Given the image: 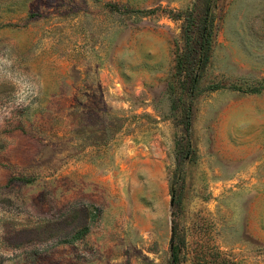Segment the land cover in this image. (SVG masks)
Listing matches in <instances>:
<instances>
[{"label":"rangeland","instance_id":"rangeland-1","mask_svg":"<svg viewBox=\"0 0 264 264\" xmlns=\"http://www.w3.org/2000/svg\"><path fill=\"white\" fill-rule=\"evenodd\" d=\"M4 45L45 87L0 125V264H264V0H0Z\"/></svg>","mask_w":264,"mask_h":264},{"label":"clouds","instance_id":"clouds-1","mask_svg":"<svg viewBox=\"0 0 264 264\" xmlns=\"http://www.w3.org/2000/svg\"><path fill=\"white\" fill-rule=\"evenodd\" d=\"M0 87L10 90L7 98L0 99V125L11 119L22 108H36L45 87L34 72L22 68L13 45L0 47Z\"/></svg>","mask_w":264,"mask_h":264},{"label":"trees","instance_id":"trees-1","mask_svg":"<svg viewBox=\"0 0 264 264\" xmlns=\"http://www.w3.org/2000/svg\"><path fill=\"white\" fill-rule=\"evenodd\" d=\"M209 2H206L205 8H204V15L202 18V24H201V32H200V39L198 41V54H197V59H198V66L204 65L202 62L206 58L207 51L209 49V42H210V36H211V30L209 28ZM178 70L180 73H184L183 76L187 73L188 68L186 67L185 60H180L178 61ZM197 76L192 75L191 76V82L190 86L193 88L196 85L197 82ZM222 86H220L218 83H212L207 86V89L214 90V89H219ZM262 89L260 86L258 87H253L248 89L247 91L249 92H258ZM186 113H185V121H184V129H185V134H189V129H190V117H191V112H190V107H186ZM179 150V148H177Z\"/></svg>","mask_w":264,"mask_h":264}]
</instances>
